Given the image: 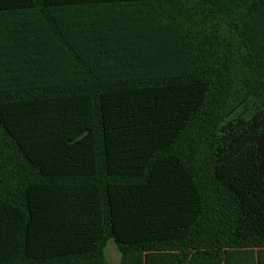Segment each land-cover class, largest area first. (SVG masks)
<instances>
[{"label":"trees","instance_id":"trees-1","mask_svg":"<svg viewBox=\"0 0 264 264\" xmlns=\"http://www.w3.org/2000/svg\"><path fill=\"white\" fill-rule=\"evenodd\" d=\"M109 238L264 264V0H0V264H107Z\"/></svg>","mask_w":264,"mask_h":264},{"label":"rangeland","instance_id":"rangeland-1","mask_svg":"<svg viewBox=\"0 0 264 264\" xmlns=\"http://www.w3.org/2000/svg\"><path fill=\"white\" fill-rule=\"evenodd\" d=\"M234 45H236V42L234 43ZM239 49H241V47H239ZM237 54L240 57L242 56L238 52ZM240 57H238L237 55L231 56V58L234 60L230 61V63L233 65V67L231 68V78L233 80V84L230 93V101L232 106L240 105V107H242L247 105V102H244L245 98L243 99V97H245L246 95H248V101L251 102L252 95L249 89L247 88V85H250L251 81L253 83L255 82L252 76L253 69H249L247 63L240 60ZM103 254L109 264H119V251L116 247L115 242L111 238L106 241L105 246L103 248Z\"/></svg>","mask_w":264,"mask_h":264},{"label":"crops","instance_id":"crops-1","mask_svg":"<svg viewBox=\"0 0 264 264\" xmlns=\"http://www.w3.org/2000/svg\"><path fill=\"white\" fill-rule=\"evenodd\" d=\"M104 259H105V257H104ZM105 261H106L107 264H109V262L106 259H105ZM119 264H120V262H119Z\"/></svg>","mask_w":264,"mask_h":264}]
</instances>
